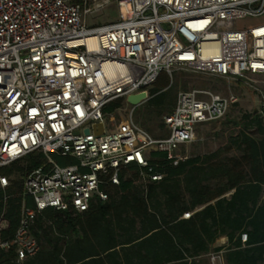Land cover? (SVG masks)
I'll return each mask as SVG.
<instances>
[{
	"label": "built area",
	"instance_id": "obj_1",
	"mask_svg": "<svg viewBox=\"0 0 264 264\" xmlns=\"http://www.w3.org/2000/svg\"><path fill=\"white\" fill-rule=\"evenodd\" d=\"M112 1L118 22L89 26L88 15ZM263 17L264 0H0V168L39 152L76 161L62 167L49 158L27 177L36 209L24 210L12 243L19 261L39 251L28 230L36 212L88 211L94 198L108 200L101 186H118L127 166L148 168L153 151L180 161L179 147L226 119L239 99L179 92L164 139L132 118L110 127V103L149 93L163 73L182 68L252 89L264 120V24L237 27Z\"/></svg>",
	"mask_w": 264,
	"mask_h": 264
},
{
	"label": "trees",
	"instance_id": "obj_2",
	"mask_svg": "<svg viewBox=\"0 0 264 264\" xmlns=\"http://www.w3.org/2000/svg\"><path fill=\"white\" fill-rule=\"evenodd\" d=\"M180 89L187 83L163 73L137 108L141 126L166 128ZM124 101L104 113L114 114ZM235 126L240 130L219 151L180 161L153 151L148 168L121 169L118 186H101L108 200L94 198L86 212H36L28 230L39 251L24 261L12 243L24 210L36 209L27 177L49 158L62 167L76 161L39 152L0 168L8 181L6 188L0 182V264H210L212 252L223 264H264V120L251 113ZM222 239L226 245L214 248Z\"/></svg>",
	"mask_w": 264,
	"mask_h": 264
},
{
	"label": "rangeland",
	"instance_id": "obj_3",
	"mask_svg": "<svg viewBox=\"0 0 264 264\" xmlns=\"http://www.w3.org/2000/svg\"><path fill=\"white\" fill-rule=\"evenodd\" d=\"M70 1L73 2V0ZM118 16V5L115 1H112L109 6L88 15L86 21L91 27L102 26L103 24L118 22ZM259 24H264V17L239 22L237 27L249 28ZM177 77L182 79V84L185 82L187 83V89H180L179 92L192 90L210 91L211 93L219 96L234 94L237 95L239 99L237 106L231 110L226 119L222 120L220 123L200 127L197 130V136L193 143L179 147V150L176 152V156L179 159L181 158L184 160L186 158L194 157V155H207L211 152L223 149V146H225L229 137L236 134L240 130L239 127L236 128L235 124L240 123L245 115H251V113H255L258 110V96L252 89H249L242 84H232L222 78L220 79L211 75H204L182 68H177V70L172 73L171 78L176 79ZM122 107L123 108L114 114L108 115L107 123L110 127L113 126V124L119 125L120 122L127 121L132 118L133 121L139 124L140 127L154 139H160L168 136V131L165 127L161 129L157 125H153L152 131L150 132L143 128L136 119L137 108L134 109L129 106L126 99L123 102ZM226 242V240H219L215 244L214 248L221 247V245ZM208 259L210 264H223L221 258L216 256L215 252H212L211 255L208 256Z\"/></svg>",
	"mask_w": 264,
	"mask_h": 264
},
{
	"label": "water",
	"instance_id": "obj_4",
	"mask_svg": "<svg viewBox=\"0 0 264 264\" xmlns=\"http://www.w3.org/2000/svg\"><path fill=\"white\" fill-rule=\"evenodd\" d=\"M149 93L143 92L140 94H134L126 99V102L132 108H139L143 104L149 101ZM93 131L95 135H103L105 133V127L103 124H97L93 126ZM86 135L90 134V130H85L84 132Z\"/></svg>",
	"mask_w": 264,
	"mask_h": 264
},
{
	"label": "crops",
	"instance_id": "obj_5",
	"mask_svg": "<svg viewBox=\"0 0 264 264\" xmlns=\"http://www.w3.org/2000/svg\"><path fill=\"white\" fill-rule=\"evenodd\" d=\"M258 108H259V107H258ZM4 227H5V224H2V223H1V224H0V229H2V228H4ZM222 240H226V241H227V239H222ZM226 243H227V242H226ZM226 243H225V244H226ZM225 244H223V245H221V246H224Z\"/></svg>",
	"mask_w": 264,
	"mask_h": 264
}]
</instances>
